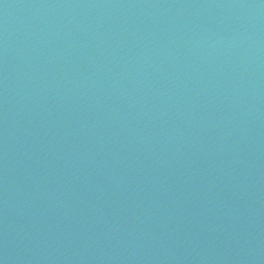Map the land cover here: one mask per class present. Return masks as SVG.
<instances>
[{"label": "water", "instance_id": "95a60500", "mask_svg": "<svg viewBox=\"0 0 264 264\" xmlns=\"http://www.w3.org/2000/svg\"><path fill=\"white\" fill-rule=\"evenodd\" d=\"M0 146L182 264H264V0H0Z\"/></svg>", "mask_w": 264, "mask_h": 264}]
</instances>
